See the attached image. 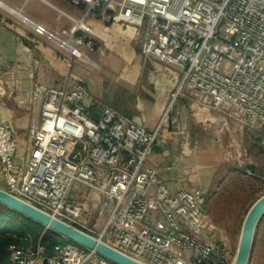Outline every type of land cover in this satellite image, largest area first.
<instances>
[{
    "label": "built area",
    "instance_id": "2783aa9c",
    "mask_svg": "<svg viewBox=\"0 0 264 264\" xmlns=\"http://www.w3.org/2000/svg\"><path fill=\"white\" fill-rule=\"evenodd\" d=\"M84 6L69 28L50 32L32 23L75 61L90 63L98 34L88 17L135 28L141 54L180 74L158 128L150 132L111 106L93 100L72 70L58 82H36L39 119L28 128L29 154L17 163V132L0 122V177L5 190L94 236L143 264H230L206 220L199 189L172 192L147 160L161 126L179 98L192 93L226 119L264 125V0H70ZM24 22H28L23 17ZM105 173L106 180L99 174ZM75 184L99 189L110 206L100 231L81 222ZM0 264H116L71 241L51 251L30 235L8 246Z\"/></svg>",
    "mask_w": 264,
    "mask_h": 264
},
{
    "label": "crops",
    "instance_id": "0c3cea01",
    "mask_svg": "<svg viewBox=\"0 0 264 264\" xmlns=\"http://www.w3.org/2000/svg\"><path fill=\"white\" fill-rule=\"evenodd\" d=\"M83 14L84 6L70 0H0V122H10L17 132V163L29 154L28 128L39 119V105L33 100L36 82L54 84L72 70L83 77L93 100L153 132L180 81L174 68L141 54L132 26L112 24L106 30L102 21L88 17L99 38L89 53L91 62L77 60L72 67L65 50L33 30L32 23H37L61 32L71 25L68 16ZM263 136L264 125L248 128L228 120L188 93L176 101L160 127L147 165L158 171L172 192L199 189L207 202L211 191L230 175L264 170L259 143ZM99 176L106 180L105 173ZM5 187L0 177V188ZM70 195L88 208L81 222L100 231L110 211L100 190L75 184ZM261 219L250 264H264V215Z\"/></svg>",
    "mask_w": 264,
    "mask_h": 264
},
{
    "label": "rangeland",
    "instance_id": "374dc122",
    "mask_svg": "<svg viewBox=\"0 0 264 264\" xmlns=\"http://www.w3.org/2000/svg\"><path fill=\"white\" fill-rule=\"evenodd\" d=\"M259 143L261 153L264 154V142L260 140ZM263 194L264 170H259L256 175L252 173H234L211 191L206 202V220L214 228L213 236L217 243L225 247L230 254L231 262L237 249L247 212ZM260 221L256 227L248 264L251 263L254 247L258 242Z\"/></svg>",
    "mask_w": 264,
    "mask_h": 264
},
{
    "label": "water",
    "instance_id": "95a60500",
    "mask_svg": "<svg viewBox=\"0 0 264 264\" xmlns=\"http://www.w3.org/2000/svg\"><path fill=\"white\" fill-rule=\"evenodd\" d=\"M0 204L44 226L46 231L49 230L55 232L66 238L68 241L93 250L116 264H143L81 229L59 220L47 212H44L43 210L12 195L2 188H0ZM263 215L264 194L252 204L247 212L232 264H248L256 227Z\"/></svg>",
    "mask_w": 264,
    "mask_h": 264
},
{
    "label": "trees",
    "instance_id": "16d2710c",
    "mask_svg": "<svg viewBox=\"0 0 264 264\" xmlns=\"http://www.w3.org/2000/svg\"><path fill=\"white\" fill-rule=\"evenodd\" d=\"M30 235L34 240L41 239L48 251L57 242L68 241L55 232L45 230V227L18 212L0 204V258L8 256V246L20 241V238Z\"/></svg>",
    "mask_w": 264,
    "mask_h": 264
},
{
    "label": "bare ground",
    "instance_id": "6f19581e",
    "mask_svg": "<svg viewBox=\"0 0 264 264\" xmlns=\"http://www.w3.org/2000/svg\"><path fill=\"white\" fill-rule=\"evenodd\" d=\"M234 259V258H233ZM233 263V260H232V262H231V264Z\"/></svg>",
    "mask_w": 264,
    "mask_h": 264
}]
</instances>
